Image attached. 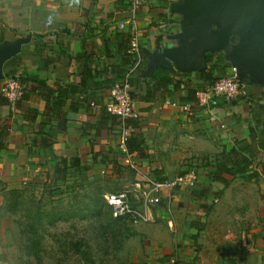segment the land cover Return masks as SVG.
<instances>
[{
  "label": "crops",
  "instance_id": "0c3cea01",
  "mask_svg": "<svg viewBox=\"0 0 264 264\" xmlns=\"http://www.w3.org/2000/svg\"><path fill=\"white\" fill-rule=\"evenodd\" d=\"M179 1L147 0L132 13L125 0H0V126L7 127L0 181L14 185L23 168L45 164L55 178L72 170L105 193L130 183V158L157 177L200 165L194 187L155 207L152 219L137 227L148 244L147 263L174 264L170 251L177 243L188 244L192 258L201 255L196 239L212 247L220 264H264V158H253L243 173L222 172L227 185L211 178L218 163L229 161L236 141H248L250 130L255 143L264 142V75L243 76L246 98H215L186 117L181 105L207 82L203 76L216 77L231 64L220 51L206 58L203 75L152 65L157 42L179 30L184 17L175 6ZM134 36L144 61L131 79L138 117L129 118L127 128L130 138L143 143L145 156L120 147L118 120L105 110L110 86L128 65L125 51ZM11 76L25 85L14 103L1 95ZM207 160L213 164L209 170L202 165ZM217 197L216 212L225 224L220 233L214 229L218 219L207 221L203 208L206 198ZM188 259L179 256L176 264Z\"/></svg>",
  "mask_w": 264,
  "mask_h": 264
},
{
  "label": "rangeland",
  "instance_id": "374dc122",
  "mask_svg": "<svg viewBox=\"0 0 264 264\" xmlns=\"http://www.w3.org/2000/svg\"><path fill=\"white\" fill-rule=\"evenodd\" d=\"M211 163L207 160L203 168L209 170ZM199 167L189 164L188 169H194L198 175ZM49 169L45 164L37 170L23 168L14 185L0 181V264H151L147 263L148 244L137 230L146 222L131 224L113 219L103 203L100 184L86 176L79 177L72 170L64 178H55ZM177 173L180 172L169 176ZM11 188L17 189L14 194ZM203 205L207 221L218 219L214 229L220 233L225 224H220V211L216 212L219 197L213 202L206 198ZM157 206L162 205L152 207V212ZM161 219L164 221L158 220ZM194 246L195 251L203 254L192 258L188 244L172 246L170 256L174 264L179 256L189 258L187 264H196L198 260L201 263L203 258L202 264L221 263L211 252V246L198 244L196 239Z\"/></svg>",
  "mask_w": 264,
  "mask_h": 264
},
{
  "label": "built area",
  "instance_id": "2783aa9c",
  "mask_svg": "<svg viewBox=\"0 0 264 264\" xmlns=\"http://www.w3.org/2000/svg\"><path fill=\"white\" fill-rule=\"evenodd\" d=\"M132 13L147 0H125ZM124 23L120 24L123 27ZM129 62L123 73L113 82L109 89V98L105 110L114 116L120 126V147L125 150L128 138L129 118H137L131 95V79L144 61V50L138 38L134 36L125 51ZM224 74L208 80L197 89L193 101L184 102L181 111L186 117L194 115V108H205L215 98L236 100L246 98L248 90L243 76L236 66L230 65ZM25 85L19 76L7 78L1 87V95L8 103L21 98ZM128 166L133 172L129 185L120 190L107 191L103 194V203L113 219L131 224L147 222L152 216V207L171 201L180 190L191 189L197 182L194 169H186L173 176L157 177L142 169L135 159L130 158Z\"/></svg>",
  "mask_w": 264,
  "mask_h": 264
},
{
  "label": "water",
  "instance_id": "95a60500",
  "mask_svg": "<svg viewBox=\"0 0 264 264\" xmlns=\"http://www.w3.org/2000/svg\"><path fill=\"white\" fill-rule=\"evenodd\" d=\"M179 30L158 43L153 66L206 68V54L222 51L242 76L264 75V0H180Z\"/></svg>",
  "mask_w": 264,
  "mask_h": 264
},
{
  "label": "trees",
  "instance_id": "16d2710c",
  "mask_svg": "<svg viewBox=\"0 0 264 264\" xmlns=\"http://www.w3.org/2000/svg\"><path fill=\"white\" fill-rule=\"evenodd\" d=\"M210 57H211V53L206 54V58H208V61L210 60L209 59ZM217 63L218 62H216L215 64L217 65ZM164 73H165L164 79H167L166 75H168L167 74L168 71H164ZM200 74L203 75L204 71H201ZM203 77H205L206 78L205 80L207 81L212 78H215V77H212L211 74H209L208 76H203ZM69 91H72V87H70ZM194 94H195V91L193 95H190L189 101H193ZM6 138H7V127L0 126V148L5 147L4 143H6ZM254 140H255L254 134L252 133L251 130H250L248 141L246 139L237 140L236 147H232L229 150V153H228L229 161L227 163H218L216 165L215 171L213 172L212 177H211L212 180L219 181V182H222L224 185H227V181L221 177L222 172L228 175L234 176L235 174L243 173L248 167H250V165L252 164L253 158H256L258 156H262L264 158V142L263 141L258 142V140H256V143H255ZM255 144L260 149L255 147L254 146ZM126 145H127L128 151L131 152L133 150H138L140 151L141 156H145V154L142 153L143 143L139 141L138 139L130 138L128 136ZM61 161L65 163V159L63 160L61 159ZM57 167L55 168V173L59 174V170L57 169ZM9 190L11 193L14 194L17 189L11 188ZM12 206H15V204H12ZM76 246L79 247V245H76Z\"/></svg>",
  "mask_w": 264,
  "mask_h": 264
}]
</instances>
